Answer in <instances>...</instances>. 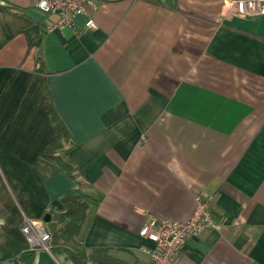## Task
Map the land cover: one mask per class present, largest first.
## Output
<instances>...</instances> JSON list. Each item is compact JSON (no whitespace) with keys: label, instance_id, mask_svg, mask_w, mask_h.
<instances>
[{"label":"crops","instance_id":"1","mask_svg":"<svg viewBox=\"0 0 264 264\" xmlns=\"http://www.w3.org/2000/svg\"><path fill=\"white\" fill-rule=\"evenodd\" d=\"M94 1L52 29L37 0H0V264H78L64 246L30 251L20 228L50 232L44 215L55 223L76 190L92 199L87 251L153 264L146 216L185 221L206 196L219 226L173 264H264V16L235 18L230 0ZM45 101L75 178L40 159L57 136Z\"/></svg>","mask_w":264,"mask_h":264},{"label":"built area","instance_id":"2","mask_svg":"<svg viewBox=\"0 0 264 264\" xmlns=\"http://www.w3.org/2000/svg\"><path fill=\"white\" fill-rule=\"evenodd\" d=\"M36 5L41 11L58 17L52 29L71 27L74 17L86 15L87 9H96L94 0H37ZM227 8L231 16L241 20L264 16V0H230ZM85 27H94L91 17L87 18ZM210 208V199L199 196L192 215L185 221L147 215L139 235L153 244L145 249L152 263L173 264L186 240L197 238L205 229L218 228L219 223L212 219ZM20 228L30 251L50 249L51 235L44 224L24 217Z\"/></svg>","mask_w":264,"mask_h":264},{"label":"trees","instance_id":"3","mask_svg":"<svg viewBox=\"0 0 264 264\" xmlns=\"http://www.w3.org/2000/svg\"><path fill=\"white\" fill-rule=\"evenodd\" d=\"M43 106L57 132V136L44 148L40 154V159L63 168L69 175L75 178L73 168L64 163L57 153L64 145L63 139L67 141L69 136L47 101L44 102ZM91 201L92 199L84 198L77 190L71 191L59 199V202L65 208V212L53 217L55 225L50 230L51 245L68 248L72 259L78 264H123L111 258L105 250L87 251L78 243L77 236L84 221L88 203Z\"/></svg>","mask_w":264,"mask_h":264},{"label":"rangeland","instance_id":"4","mask_svg":"<svg viewBox=\"0 0 264 264\" xmlns=\"http://www.w3.org/2000/svg\"><path fill=\"white\" fill-rule=\"evenodd\" d=\"M63 144H66L67 142L63 139ZM46 227L48 228V230H51L53 228V226L55 225L54 220H51L47 223H45ZM50 233V232H49ZM39 250V249H38Z\"/></svg>","mask_w":264,"mask_h":264},{"label":"water","instance_id":"5","mask_svg":"<svg viewBox=\"0 0 264 264\" xmlns=\"http://www.w3.org/2000/svg\"><path fill=\"white\" fill-rule=\"evenodd\" d=\"M43 220L45 223L49 222L50 221V214H45L43 217Z\"/></svg>","mask_w":264,"mask_h":264}]
</instances>
